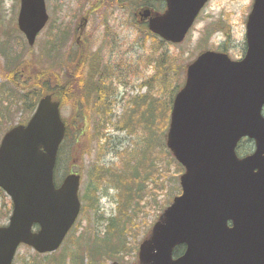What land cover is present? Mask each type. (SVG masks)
Wrapping results in <instances>:
<instances>
[{
    "label": "water",
    "instance_id": "1",
    "mask_svg": "<svg viewBox=\"0 0 264 264\" xmlns=\"http://www.w3.org/2000/svg\"><path fill=\"white\" fill-rule=\"evenodd\" d=\"M207 1L166 0L164 14H141L149 18L150 30L181 43ZM48 20L45 0H21L18 24L31 46ZM246 42L241 60L209 50L188 66L167 136L168 147L186 169L182 194L140 244L141 264L254 263L242 257L255 244L245 250L246 243L234 238L249 222L242 216L251 211L233 201L244 200V191H264V0H254ZM60 107V101L45 95L29 122L13 127L1 140L0 188L12 199L13 211L8 224L0 226V264H13L21 244L39 253L56 251L80 214L81 175L70 173L60 186L55 183L66 135ZM243 138L253 139L256 151L239 158L236 147ZM255 214L264 217V211ZM231 218L235 227L228 229ZM260 244L256 250L264 264V239ZM181 245L186 250L175 258Z\"/></svg>",
    "mask_w": 264,
    "mask_h": 264
},
{
    "label": "rangeland",
    "instance_id": "2",
    "mask_svg": "<svg viewBox=\"0 0 264 264\" xmlns=\"http://www.w3.org/2000/svg\"><path fill=\"white\" fill-rule=\"evenodd\" d=\"M46 1L50 21L46 29L39 35L35 46H33L34 50L29 54L26 52V54L24 53L25 49H22L23 45H21L26 41L24 35L21 33L12 34L13 32H11L12 28L17 26L20 0H0V46L6 33H9L12 39L9 40L10 46L8 49L6 48V51L21 54V58L26 61L28 58L41 54L45 41L48 39L47 35L51 30L55 33L57 26H62L64 29L70 27L72 38L63 50V55H65L64 59L66 60L76 61L79 59L81 52L79 53L76 46L71 47L77 34L75 28H77L79 22H81L80 24L84 22V17H90L87 25L83 23L81 28L84 31L85 39H87L86 44H83V46L90 52L94 53L96 51L92 55V60L96 62L101 74H114L112 80H110L112 85L110 99L114 101L111 103L112 122L107 126V139H94L91 137L93 122L96 124L98 122L95 113L92 110L85 111L81 103L62 106V115L67 121L70 131L63 144V155L58 166L59 169L56 167V176H60L58 184L70 172H78L82 175L80 197H83L95 186L92 175L96 164L121 168L128 157L148 146V144H145L147 133L141 129L135 134L130 133L128 130L120 128L118 122L123 117L129 101L133 99V95L138 96L147 92L156 95L157 93L152 88V83L156 88V83L152 80L156 73L155 62H153L155 41L147 34L144 26L139 27L136 24L133 17L134 12L144 0ZM253 3L254 0H210L186 40L179 45L166 44L162 50L177 57L181 54V62L185 65L192 62L201 51L218 48L220 45L227 48V52L233 59L242 58L246 50V22ZM208 31L209 35H207ZM206 37L207 39L204 40ZM3 64L4 59L0 47V81H4ZM75 66H77V74L81 75L80 66L74 64L70 68L72 69ZM82 66V73L85 77H88L90 70H87L86 64ZM29 69L30 65H27L26 62L19 69L18 82L21 85L30 78ZM183 80H185V71L180 77V82L182 83ZM53 83L51 82L55 88ZM86 91L91 98L93 95L98 97L99 91L97 89L90 90L87 88ZM168 96L167 91L159 92L160 98H168ZM91 104L92 101L87 107L90 108ZM85 115L86 118L82 119ZM12 118L15 119L14 124H18L26 118V114H23L20 110L14 113ZM83 132L84 135H81ZM165 134L161 137L162 142H166ZM250 146V143L246 141L241 144L240 148L245 150ZM159 149L162 150L161 144ZM166 149L169 150L167 147ZM160 150L155 149L152 154L159 169L165 173V176H161L159 180H163L166 189H157V200L160 205L164 204L166 208L171 200L169 197V195H172L171 192L174 191L176 196L179 194L181 174L176 172V166L170 162L168 155L164 156L162 160H156L155 157ZM148 183L149 189L155 187L151 180ZM118 193L119 190L116 186L104 181L97 192V209H88L81 212L60 250L74 252L77 250L78 243L81 252L94 248L95 242L89 241L93 234H105L112 223V219L118 215ZM10 201V197L3 190L0 191V218L4 217L10 206ZM85 204L86 201L82 200V205ZM144 204L147 212L142 217L145 218L144 222H147V224H144L145 228L142 227L141 232L137 233L135 243L141 242L144 237L150 235V230H152L150 225H153L159 215L163 213L161 208L152 201V195L146 198ZM4 221V224H6V219ZM138 221L141 223V219ZM80 236H83V238H80ZM130 241L134 242L133 239H130ZM35 253L33 248L21 246L14 264H21L20 258L28 260ZM115 262L140 264L139 249L135 252L131 251V255H126L121 261L110 260L108 262L92 256L90 264H114Z\"/></svg>",
    "mask_w": 264,
    "mask_h": 264
},
{
    "label": "trees",
    "instance_id": "3",
    "mask_svg": "<svg viewBox=\"0 0 264 264\" xmlns=\"http://www.w3.org/2000/svg\"><path fill=\"white\" fill-rule=\"evenodd\" d=\"M56 28L55 33L52 32L53 30L48 33V39L45 41L41 54L28 58L26 61L21 58V54L6 51V48L8 49L10 46L9 40L12 39L9 33H6L5 39L1 43V55L4 59V81H0V141L3 134L16 125L12 115L21 110L23 114H26V118L19 124L26 123L36 110L39 100L47 93H52L54 99L61 102V106L81 103L83 109L85 108L88 111L91 108L96 115V121H98L97 124L93 122L91 137L98 140L108 138L107 126L112 122L111 103L114 102L110 99L112 96L110 93L112 88L110 80H112L113 74H101L96 62L92 60L98 76L97 78L94 76L91 78L85 77L82 73V65L86 63L87 57L92 58L95 52L85 49L84 52L79 54V59L76 61L64 59L63 50L72 38V30H70V27L64 29L62 26H57ZM11 32H13L12 34L21 33L18 26H14ZM147 34L155 41L153 62H155L156 73L152 80L156 83V88L153 83L152 88L157 93L156 95L150 92L138 96L133 95V99L129 101L118 126L134 134L140 129L143 130L147 133L145 144H148V146L128 157L121 168L96 164L92 175L95 186L90 192L81 197V200L86 201V204L82 205V211L97 209V192L101 184L107 181L119 190L117 194L118 215L112 219V223L105 234H93L89 241L95 242L94 248L81 252L78 243L77 250L74 252L60 249L50 254L36 252L28 260L20 258L21 264H90L92 256L108 262L110 260L121 261L126 255H131V251L135 252L139 249L140 242L135 243V241L137 233L141 232L142 227L145 228L144 224H147V222H144L145 218L142 217L147 212L144 204L146 198L152 195L154 204L160 207L162 212L164 211L165 205H160L157 200V189H166L163 180H159L161 176H165V173L155 163L152 152L155 149L160 150L159 146L161 144L162 150L158 152L155 157L156 160H162L164 156L168 155L170 162L176 166V172L178 174L183 172V167L166 149V142H162L161 137L168 130L173 100L182 86L183 82H180V77L184 71L186 72L188 64L185 65L181 62V54L177 57L162 50L164 45L167 44L164 40L148 31ZM207 35H209V31ZM206 39L207 37L204 40ZM21 45H23L22 49H25L24 53L29 54L34 50L26 41ZM86 52H88V55ZM25 62L30 65V78L21 85L18 82L19 69ZM74 64L81 67V75L77 74V66L70 68ZM51 82H54L55 88ZM141 85L144 86L145 84ZM90 86L93 90L97 89L99 91L98 97L93 95L91 98L89 96L86 90ZM161 91H167L169 93L168 98H160L159 92ZM91 101L92 107L88 108L87 105ZM69 131L70 129L68 134ZM81 135H84V132ZM63 144L59 150L56 167L61 162ZM58 179H60V176H58ZM150 180L155 184L152 189H149L148 185ZM171 193L172 195H169V197L173 198L174 191ZM11 212L12 202L10 201V206L4 217L0 218V224L5 223L4 219L8 221ZM139 219H141V223L138 221ZM80 238H83V236H80ZM130 239H133L134 242L132 243ZM182 252L183 247H177L175 256L181 255Z\"/></svg>",
    "mask_w": 264,
    "mask_h": 264
},
{
    "label": "flooded vegetation",
    "instance_id": "4",
    "mask_svg": "<svg viewBox=\"0 0 264 264\" xmlns=\"http://www.w3.org/2000/svg\"><path fill=\"white\" fill-rule=\"evenodd\" d=\"M140 7L141 8L147 7L149 9H151L152 15H156V14L163 13L167 8V4H166V0H144L141 3ZM134 19L138 22V23H136L138 26L142 24L147 29V26H148V19L147 18H145L143 16L139 17V15L138 16L134 15ZM89 20H90V17H84L83 23L85 25H87ZM80 23L81 22H79L77 28H75V31L77 32V34H76V37L74 40L75 42L71 46L72 48H74L76 46V48H78V50H79V53L85 51L83 44H86V40H87L84 37V31L81 30L83 23L82 24H80ZM216 50L221 51V52H226L224 49H220V48H218ZM86 54L88 55V52H86ZM85 64L87 66V70H90L89 77L94 76L95 78H97L98 72L95 71L96 67L92 61V58L88 56ZM113 76H114V74H113ZM85 111H86V109H85ZM89 111H91V109L88 110V112ZM244 141H248L251 146L248 147L247 149L243 150V151H240V144ZM255 151H256L255 142L253 140L247 139V138L242 140L237 147V154H238L239 158H243V157H246L248 155H251ZM217 193H218V195L228 194L226 191H218ZM244 194L247 196L244 198V200L239 199L238 202H236V201H233V202L239 203V205L241 207H243L245 210H250L251 214L246 215V216H242L243 218L248 219L249 222L247 223V225L245 227L239 228V231L234 238L237 241H243L246 243L245 244V250H248L250 248V244H255L256 247L250 248V254H248V255L245 254L242 258L245 260L251 258L252 261L254 262L253 264H262L263 255L261 254V252L256 250V248L261 247L260 243L264 239V217L258 216L255 213L257 211H264V207L262 206V203L264 202V199L262 198V196H264V191L248 190V191H244ZM222 202H224V201H222ZM234 227H235V222H234L233 218L228 219L227 220V228L232 229ZM258 244H260V245H258ZM182 247H183V253H184L186 250V245H183Z\"/></svg>",
    "mask_w": 264,
    "mask_h": 264
}]
</instances>
